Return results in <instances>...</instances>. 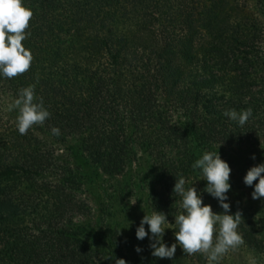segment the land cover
<instances>
[{"label": "trees", "instance_id": "1", "mask_svg": "<svg viewBox=\"0 0 264 264\" xmlns=\"http://www.w3.org/2000/svg\"><path fill=\"white\" fill-rule=\"evenodd\" d=\"M23 5L33 12L30 36L22 42L33 61L17 78L0 76V91L18 98L20 89L35 85L50 113L43 125L60 130L55 141H81L73 159L98 171L116 169L125 164L117 136L122 144L135 141L147 157L160 160L158 175H172L159 182L162 192L156 194L168 200L175 179L200 175L191 166L212 145L228 138L226 146L236 147L261 134L254 123H264L256 116L264 112V97L251 102V91L237 95L230 87L242 75L264 81V0H23ZM233 109H251L252 116L239 126L223 115ZM8 124L0 125V147L7 150L0 155V264H91L80 259L87 241L66 231L71 210L66 179L52 184L49 175L40 185L19 178L46 179L43 140L33 128L20 135ZM241 132L253 133L240 141ZM66 162L49 166L59 168L58 176L78 169ZM79 167L83 182L85 168ZM6 182L13 184L9 194ZM58 186L61 197L54 191ZM247 232L241 236L249 242L253 236ZM253 243L257 248V240ZM110 258L115 264L116 256Z\"/></svg>", "mask_w": 264, "mask_h": 264}, {"label": "rangeland", "instance_id": "2", "mask_svg": "<svg viewBox=\"0 0 264 264\" xmlns=\"http://www.w3.org/2000/svg\"><path fill=\"white\" fill-rule=\"evenodd\" d=\"M258 76L261 77L260 71ZM239 80L238 86L230 87L237 95L244 91H251V102L259 97H264V81L262 82L254 75H242ZM225 87L228 89L229 85ZM16 98L13 94L8 92L1 94L0 91V125H9L8 123L16 125L18 111L8 112L5 110L6 106ZM246 101H240L238 105H244L247 103ZM260 106L261 109H264V102H261ZM222 107L227 109L228 105L222 104ZM259 113L257 112L256 116L264 120V112ZM48 128L42 125L34 126L35 130H32L38 140L44 142L46 151L44 155H47V158L43 155L46 167L42 169L41 173L43 176L46 175V179L41 180L40 177L33 175L26 177L23 174L19 175V178H29L40 185L47 182L49 175L52 184H55L56 179H66L64 192L69 195L68 203L71 207L68 212L71 216L69 217V214L65 216L66 231L72 232L75 237L80 236L81 238L82 236L83 241H87V244L82 246L86 255H81L80 259L87 260L91 264H110L108 258L112 254L117 259H124L126 264H208L203 255L187 256L179 246H177L172 259L155 258L149 247L153 242L149 239L151 233L143 240L136 238V229L140 226L144 215H150L153 211L166 215V212L170 210V216L166 215V218L169 224H174V217L183 211L180 208L181 197L179 195L169 193L168 200L165 195H159L158 199L156 197V194L162 192L159 182L162 180L168 182L172 178V175L168 173L157 174L158 170L162 168L160 160L156 163L152 157L149 158L141 152L142 149L137 142L131 141V143L124 142L122 144V140L117 136L120 146L125 149L119 153L121 159L124 160V166H117L116 169L109 168V171H98L96 166H86L83 161L72 158L71 154L79 151L81 141H78L77 138H66L57 142L51 129ZM255 129L261 134L256 138L249 139L244 144L228 147L226 146L229 145L228 138H223L217 145H212L210 151H205H218L223 161H229L231 169L229 184L231 187L226 193L228 199L225 203L230 205V211L227 214L234 215L240 211L243 222L237 231L240 235L244 230L249 231L247 233L254 238H251L249 242L244 240V244L235 251L227 253L220 264H251L252 259H255L256 264H264V198L252 199L251 194L258 181H254L253 186H246L243 183V178L251 167L264 164V123L261 120L254 123ZM252 133L245 137V133L241 132L240 136L244 137L240 141L247 140L252 136ZM6 151L0 147V155H4ZM253 157L255 158L253 159ZM64 161L69 164L77 163L76 166L79 170L69 168V175L58 176L59 168L49 165L54 163L61 165V162ZM79 166L85 168L82 173V176L85 175L83 182L80 181L79 173L82 168ZM90 168L95 169V175H88ZM201 179L202 177L199 175L193 180L187 181L185 187L194 183L192 186L201 196L203 204L210 205L214 213L223 214V209L219 206L218 201L203 191L207 182ZM11 185L13 184L10 182L4 183L8 194L12 188ZM61 188V186L55 187L56 195L60 196L58 193ZM154 208L160 210H154ZM75 211L78 212L75 214ZM54 217L58 218L56 212H54ZM144 227L147 232L148 226L144 225ZM176 230L175 225L165 230L162 238L165 245L170 247L176 243L174 236ZM255 240L258 242L257 248L253 243ZM136 248H140L141 251L138 253Z\"/></svg>", "mask_w": 264, "mask_h": 264}, {"label": "clouds", "instance_id": "3", "mask_svg": "<svg viewBox=\"0 0 264 264\" xmlns=\"http://www.w3.org/2000/svg\"><path fill=\"white\" fill-rule=\"evenodd\" d=\"M32 17L33 12L23 5V0H0V76L6 79L17 78L31 68L33 55L22 42L30 36L26 30ZM34 89L35 85L20 89L18 98L5 109L8 112L18 110L16 128L20 135H26L34 126H42L50 117V113L43 106V99L37 98ZM223 115L243 126L252 116V110H226ZM51 132L55 136L60 135L58 128H52ZM191 167L198 170L201 180L207 182L203 191L218 201L223 214H216L210 205H204L196 188L192 186L194 183L186 188V180L181 175L175 179L173 193L181 197L180 208L183 211L174 217V224L168 223L164 213L153 211L150 215L143 216L135 235L138 240H143L151 233L149 239L153 242L149 247L155 258L172 259L179 246L187 256L201 254L208 264H220L227 253L244 244L237 231L243 222L242 213L237 211L234 215L227 214L230 205L225 203L228 199L226 193L231 187V169L220 158L218 151L205 152ZM262 174L264 164L251 167L243 178L246 186H253L254 181H258L251 194L253 200L264 198ZM144 225L148 226L147 232ZM173 225L177 229L174 231L176 243L169 247L162 242V238L165 230ZM135 250L138 253L141 251L140 248ZM115 264H126V261L116 259ZM251 264H256L255 259H252Z\"/></svg>", "mask_w": 264, "mask_h": 264}]
</instances>
